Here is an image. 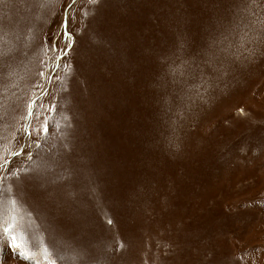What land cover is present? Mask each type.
<instances>
[{"label":"rangeland","instance_id":"rangeland-1","mask_svg":"<svg viewBox=\"0 0 264 264\" xmlns=\"http://www.w3.org/2000/svg\"><path fill=\"white\" fill-rule=\"evenodd\" d=\"M70 4L26 19L0 3V48L15 46L0 70V175L22 204L16 234L51 244L52 264H264V0ZM213 54L227 58L219 78ZM176 57L214 80L190 107ZM60 175L75 193L63 212L45 194ZM10 245L0 264H32Z\"/></svg>","mask_w":264,"mask_h":264},{"label":"snow or ice","instance_id":"snow-or-ice-1","mask_svg":"<svg viewBox=\"0 0 264 264\" xmlns=\"http://www.w3.org/2000/svg\"><path fill=\"white\" fill-rule=\"evenodd\" d=\"M4 0H0V3H3ZM55 2H58V0H55ZM100 2V0H85V8L96 5ZM11 3L13 4L14 8H17L22 16H24L26 19H31L32 16L37 12H43L44 10L48 9L51 4L54 3V0H11ZM78 3V0H71V4L69 5V9H71L72 5H75ZM68 9H66L67 11ZM84 15L87 16L88 12L85 11ZM36 19L41 18L40 16H36ZM262 25V30H264V21H258ZM64 25L62 24L61 27ZM6 25L2 17H0V32H3ZM11 27V26H8ZM255 31V29H252ZM6 34V33H5ZM245 36L247 37V32L245 33ZM260 38V37H257ZM69 44L66 47L71 46V36H68ZM183 46L181 45V48ZM15 46H10L8 48H0V70L3 69V67L8 66L6 64V58L14 51ZM48 51L52 53H63L67 54L66 48H58L55 41L48 47ZM53 62H55L56 59H60L59 55H54L51 57ZM226 57L225 60H219L215 54H213L207 64L211 68L212 73L217 74V78H219L220 75H222L223 72L228 71L227 63H226ZM219 64V67L217 66ZM65 67H68V65H65ZM199 71V81H197V72ZM43 76L44 73H41ZM169 75L171 76V83L175 85L183 84L181 95V103L182 107L184 106L185 102H188V106L190 107L191 104H195L197 100L203 99V94L201 92V89L204 91H207L209 88L213 87L214 80L211 75L208 76L207 79H205V73L202 70L198 69H192L191 65L187 60H184L180 57H176L175 59H172L169 64ZM56 79H59V77H56ZM190 81L194 83H190ZM164 87H167V83L162 85ZM38 87L43 88V85H38ZM193 89H195L193 93ZM186 90V91H185ZM191 93V94H190ZM47 94V93H45ZM35 106V101L32 102V104L28 105L29 108V115H32L31 109ZM0 107H2V104H0ZM41 108H43V105H40ZM54 106H49L47 109L48 111L53 110ZM243 110H241L242 112ZM181 113L178 111L177 115L179 116ZM43 132L40 133L39 130H37L38 135L39 134H47L48 128H47V120L45 119L42 124ZM31 135V133H28ZM30 145H23L21 147L20 152L14 153V155H20L21 152L25 148L30 149ZM36 148L40 147L39 143L35 144ZM28 159H32V153L31 151L28 152ZM8 161H4V163L0 164V170H3L8 167ZM18 171H23V169H19ZM13 176L16 175V173H12ZM7 179L6 176L0 175V241H4L7 243V241H11V247L17 250V256L19 258H22L26 261H31L32 264H38V262L43 259V261L46 262V264H52V254L49 251V247L52 245H45L42 243L39 239L32 238V237H25L18 236L16 234V229L18 227V217L16 215V207L17 205L22 206L21 201L16 198H11L8 196V193L12 191L11 188H5L4 187V181ZM28 179L32 181H40V185L44 186L48 183L46 180H42L38 175H31L28 177ZM65 177L63 175H60L56 178L55 181H52V183L57 184L58 181H63ZM45 194L47 195L49 201L52 203L53 207L57 208L60 212H63L64 207L67 205L69 207H73L75 205V193L70 189H65L61 185L57 184V186L51 190H48L45 188ZM109 225L112 224V220L109 219L107 221ZM24 243L26 246L27 244H31V248H29L26 251H21V244ZM121 248L123 245L120 246Z\"/></svg>","mask_w":264,"mask_h":264},{"label":"bare ground","instance_id":"bare-ground-1","mask_svg":"<svg viewBox=\"0 0 264 264\" xmlns=\"http://www.w3.org/2000/svg\"><path fill=\"white\" fill-rule=\"evenodd\" d=\"M15 143V142H14Z\"/></svg>","mask_w":264,"mask_h":264}]
</instances>
